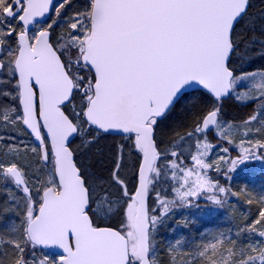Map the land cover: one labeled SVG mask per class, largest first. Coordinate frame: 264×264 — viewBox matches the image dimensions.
<instances>
[{
	"label": "snow or ice",
	"instance_id": "snow-or-ice-1",
	"mask_svg": "<svg viewBox=\"0 0 264 264\" xmlns=\"http://www.w3.org/2000/svg\"><path fill=\"white\" fill-rule=\"evenodd\" d=\"M253 8L0 0V264H264V195L235 236L156 240L173 208L237 195L210 169L264 170V66L246 70L264 61V0ZM227 99L256 107L237 124ZM209 132L239 154L209 160Z\"/></svg>",
	"mask_w": 264,
	"mask_h": 264
},
{
	"label": "trees",
	"instance_id": "trees-1",
	"mask_svg": "<svg viewBox=\"0 0 264 264\" xmlns=\"http://www.w3.org/2000/svg\"><path fill=\"white\" fill-rule=\"evenodd\" d=\"M254 8L262 6V0H253ZM264 66V61H258L249 66L248 71L257 69ZM256 105L254 103H248L246 106L238 103L234 99H227L224 102V118L227 120H233L239 123V121L250 116ZM167 131V129H165ZM208 138L212 140L213 143L217 141L212 136V132H209ZM75 146V145H73ZM190 165V158L187 160ZM223 170L221 172H216L215 170L208 171V175L214 181H219L221 186L230 188L237 195L233 196L231 193L228 194L226 200L227 202L223 207L214 205L211 201L205 200L203 196L199 198V207H204L208 210L206 217L202 219L192 218L187 216L185 221L178 222L175 235H178L179 239H183L184 245L187 246L189 250L196 247L198 244L207 243L212 239L213 236L224 233L225 236L232 237L235 236L238 227L244 222L245 216L251 214V217L255 216L257 204L256 200L259 196L264 195V170H262L261 165L256 166L253 162L245 165H241L233 173H227ZM170 183V182H169ZM134 186V185H133ZM167 187V186H165ZM247 189V191H242V189ZM162 194L165 196H172L170 188L167 192L162 190ZM211 193H206L204 195H210ZM248 200H252V203H248ZM150 203V201H149ZM179 204V201L177 202ZM180 208H173L172 211H179ZM190 207H188L189 209ZM217 209V212L214 210ZM186 211V210H185ZM183 211L182 214L185 213ZM181 214V213H180ZM181 214V216H182ZM185 222L186 226H185ZM163 233H157L156 240L159 245V249L162 251L165 246V239L162 237Z\"/></svg>",
	"mask_w": 264,
	"mask_h": 264
},
{
	"label": "rangeland",
	"instance_id": "rangeland-1",
	"mask_svg": "<svg viewBox=\"0 0 264 264\" xmlns=\"http://www.w3.org/2000/svg\"><path fill=\"white\" fill-rule=\"evenodd\" d=\"M239 135H240V133H235L234 134V137L236 138L237 143L239 142ZM212 136H213L214 139H216L214 137L213 133H212ZM214 144H217L218 146L215 149H213L212 152L210 153L209 160H215L218 156H221V155L225 156L226 159H229V158H234V157H236L239 154V149L234 148L232 145L227 144L226 141H218L217 140ZM220 145L229 148V152L227 154L220 152L219 151V146ZM253 163L256 166H258L260 164L259 162H253ZM221 164L223 165V161H221ZM238 168H240V166ZM223 170L227 171V167L226 166L222 167L221 171H223ZM231 173H233V172H231ZM126 175H127L128 179H129V189L133 190L134 186H135V178H134L131 170H129ZM162 195H164V194H162ZM166 197L173 198V194H172L171 197H169V196H166ZM151 204H152V202L150 200V206H151ZM183 211H185L184 214H182ZM207 212H208V210H206L204 207H200V208H198V207H190L189 209H188V207H183V208H180L179 211H172L170 213V219H168L166 221L165 225L162 226L159 229L158 233H160V234L163 233L162 237L165 239L164 240L166 242L165 244L168 245L169 243L174 242L176 239H179L178 235H175V233L177 231L176 229H178L177 228L178 227L177 226L178 222L185 221L184 218H186L187 216H191L192 218H196V219L205 218ZM214 212H217V209L214 210ZM180 213L182 214V216H181ZM182 248L189 250V248L187 246H182Z\"/></svg>",
	"mask_w": 264,
	"mask_h": 264
}]
</instances>
